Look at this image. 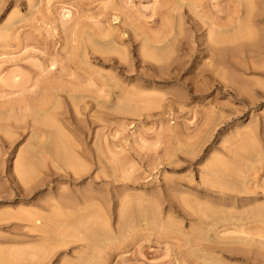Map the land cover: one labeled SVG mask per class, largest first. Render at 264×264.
<instances>
[{
  "label": "rangeland",
  "instance_id": "374dc122",
  "mask_svg": "<svg viewBox=\"0 0 264 264\" xmlns=\"http://www.w3.org/2000/svg\"><path fill=\"white\" fill-rule=\"evenodd\" d=\"M201 1L232 30L216 40L186 0H0L1 109L53 104L37 134L0 115V264H75L92 224L131 240L110 264H264L247 219L264 207V0ZM168 11L181 31L144 47Z\"/></svg>",
  "mask_w": 264,
  "mask_h": 264
},
{
  "label": "bare ground",
  "instance_id": "6f19581e",
  "mask_svg": "<svg viewBox=\"0 0 264 264\" xmlns=\"http://www.w3.org/2000/svg\"><path fill=\"white\" fill-rule=\"evenodd\" d=\"M183 2V0H175V4H176V9H179V8H181V6H183L184 5V3H182ZM248 2H250L249 0H248ZM249 4H251V8H254L255 7V2L252 0L251 1V3H248V5ZM186 6H187V8H189V10L190 11H192L193 13H194V15H197V13L194 11L196 8H201V11L203 12L202 14H199L198 16H199V19H201V21H202V24L203 25H206L207 26V31L212 35V36H214L215 37V39L217 40V39H219L220 38V36H218L219 35V33H226V32H230L232 29V27H231V25L232 24H229V23H226V22H224V21H221L220 19H215V18H210V17H208V16H206V14H208L209 13V10L208 9H206V7H205V5H203V3H202V1L201 0H186ZM250 8V9H251ZM206 9V10H205ZM246 9V8H245ZM244 9V10H245ZM244 12V11H243ZM250 12V11H249ZM188 15V14H187ZM239 15V14H238ZM238 15H236V16H238ZM240 16V15H239ZM243 16V15H242ZM169 17H170V14H169V11L167 12V16H165L164 17V19H165V21H164V24L159 28V30H157V31H155V32H152V33H145L144 34V40H143V43H142V45L144 46V47H146V48H148L152 43L153 44H160V43H163V42H165V41H170L169 40V38H171V37H169V36H171V35H173V32H180L181 31V18L179 17V21H177L178 22V27H177V29H175L174 27V23H173V25L171 24V22H170V19H169ZM244 17V16H243ZM247 18H250V15L248 16V17H246V19ZM240 17H238L237 19H236V22H238L237 24H239L240 23ZM237 20H239V21H237ZM190 21V20H189ZM201 21L199 22V23H201ZM244 21V20H243ZM243 21H242V23H241V25L243 24ZM192 22H193V24H192V27H193V29L195 30V31H201V28H203V25H199L198 23H196V21H195V19H192ZM236 22H235V26H237L236 25ZM175 25H176V23H175ZM247 25V24H246ZM174 26V27H173ZM240 26V25H239ZM191 27V26H190ZM231 27V28H230ZM238 27V26H237ZM251 27V26H250ZM243 28V27H242ZM246 28V27H245ZM231 29V30H230ZM236 29V28H235ZM239 30H240V27L238 28ZM249 29V28H248ZM247 29V30H248ZM233 30H234V28H233ZM113 31V30H112ZM243 31V30H242ZM246 31V30H245ZM237 32V31H236ZM253 32V31H252ZM194 33V32H193ZM242 33V32H241ZM233 34H234V32H233ZM238 34V33H237ZM174 35H176V33H174ZM195 35V34H194ZM241 35V34H240ZM253 35V34H252ZM200 36V35H199ZM218 36V37H217ZM110 37H111V35H110ZM121 37V35L120 36H118L117 35V38L116 39H121L120 38ZM173 37V36H172ZM235 37V36H234ZM248 37H250L249 35H248ZM255 37V36H254ZM240 37H237V39H239ZM253 38V37H252ZM110 39V38H109ZM113 39H115L114 38V36H112V40ZM172 39V38H171ZM175 39V38H174ZM237 39H236V41H237ZM212 40V39H211ZM250 40V39H249ZM108 41H110V40H108ZM174 41V40H173ZM219 41V40H218ZM217 42V41H216ZM110 43H111V41H110ZM218 43H220V42H218ZM222 43V42H221ZM107 44H108V42H107ZM165 43H163L162 44V46L164 45ZM203 44V43H202ZM228 44V43H227ZM155 46V45H154ZM161 45H160V47H159V45H157V48L159 47V49L162 47ZM216 46L217 45H215V44H211V49L210 50H212V51H216V50H219L218 48H216ZM220 46V45H219ZM151 47H153V45L151 46ZM150 47V48H151ZM195 47H197L196 45H195ZM156 48V46L155 47H153V49H157ZM182 49V48H181ZM188 49H189V47H188ZM205 49H207L206 47H205ZM194 50H195V48H194ZM199 50V49H198ZM160 51V50H159ZM182 52V51H181ZM223 52V51H222ZM161 57V56H160ZM190 57H191V55H190ZM190 61V60H189ZM190 66V65H189ZM181 67H183V66H180V67H176L177 68V70L178 69H180ZM187 68V67H186ZM172 69V68H171ZM184 71V70H183ZM202 71V70H201ZM182 72V71H181ZM185 72V71H184ZM182 75V74H181ZM197 75V74H196ZM200 75V74H199ZM178 76V75H177ZM202 76H203V74H202ZM171 77V76H170ZM176 77V76H175ZM174 77V78H175ZM179 77V76H178ZM177 77V78H178ZM10 80L15 84V83H17L18 82V79H19V76H18V74H12V75H10ZM165 80H167V79H165ZM199 80V79H198ZM195 81H197V80H195ZM0 82L1 83H6V80L4 79V78H2V77H0ZM52 98H53V96H52V94L50 95ZM73 97V96H72ZM76 97H79V96H76ZM128 97V96H127ZM129 98V97H128ZM134 98V97H133ZM139 98V97H138ZM45 99H46V96H43L42 98H40V99H38V100H34V99H30V98H28V97H25V98H20L19 100H14V101H12V102H10V103H8L6 106H4V109L2 110L1 109V107H0V115H3L4 117L6 116V117H9V116H11V118H13L14 120H16V119H19V120H23L24 118H26V117H31V122H25L24 124L25 125H27L28 127H31V130H32V134H37V131H38V128L37 127H35V124H40V123H42L43 121L42 120H45V119H43L45 116L47 117V115H49L48 114V108L49 107H51V106H53V104H51L50 103V105L51 106H49L48 105V107L47 108H45L46 107V102H45ZM52 101H54V100H52ZM99 101V100H98ZM50 102H51V100H50ZM106 102V101H105ZM104 101H103V103H105ZM135 102H136V100H135ZM57 104V103H56ZM50 110V109H49ZM21 118V119H20ZM29 119V118H28ZM51 119V118H50ZM46 121V120H45ZM39 132V131H38ZM39 133H41V132H39ZM30 136H32V135H30ZM36 137V136H35ZM35 137H33V138H35ZM36 139V138H35ZM31 140V139H30ZM9 141V140H8ZM31 141H33V139L31 140ZM44 142V141H43ZM52 142H53V139H52V137L50 136V134H48V133H46V141L44 142V143H42V145L43 146H47V145H51L52 144ZM33 145V144H32ZM57 148V147H56ZM32 150V149H31ZM24 152V151H23ZM55 156L57 157V158H59V159H61V160H63V161H65V162H70V158H69V155L67 154V152L65 151V150H59L58 148L57 149H55ZM25 154V153H24ZM23 155V154H22ZM19 161H20V159H19ZM76 161V160H75ZM21 162V161H20ZM24 162V161H23ZM22 163V162H21ZM25 164V163H24ZM24 164H22V165H24ZM20 166H21V164H20ZM38 166V165H37ZM24 167V166H23ZM236 171V170H235ZM241 171V170H240ZM239 171V172H240ZM24 174V173H23ZM29 174V173H28ZM232 184V183H231ZM235 186V185H234ZM236 189V188H235ZM239 189V188H238ZM244 189V188H243ZM241 190V189H240ZM247 192H248V190H247ZM222 196H225V194H222ZM229 196V195H228ZM229 197H232V196H229ZM228 197V198H229ZM247 199H249V200H253L254 198H252V197H248ZM51 208V207H50ZM127 211H128V209H127ZM127 211H124L125 213L127 212ZM141 211H143V210H141ZM148 211V210H147ZM248 211V210H247ZM246 211V212H247ZM129 212H130V210H129ZM150 212V211H149ZM153 212V211H152ZM219 212V211H218ZM238 213V212H237ZM244 213V212H243ZM142 214V213H141ZM150 214V213H149ZM153 214V213H152ZM230 214V213H229ZM219 215V214H218ZM234 215H236V214H234ZM241 215V214H240ZM56 216V215H55ZM128 216V215H127ZM129 216H131V215H129ZM228 216V215H227ZM54 217V216H53ZM222 217H223V215H222ZM230 217V216H229ZM23 218H25V217H23V216H21V219H23ZM39 218H40V216H39ZM77 218L78 217H76V220H77ZM82 218V217H81ZM123 218V217H122ZM128 218V217H127ZM239 220L238 221H240L239 223H242L243 224V222H241L242 221V217H240L239 216ZM65 219V218H64ZM63 219V220H64ZM93 219V218H92ZM96 219V218H95ZM124 219V218H123ZM217 219H218V217H217ZM222 219L224 220V218H221V221H222ZM247 219H250V220H253V221H259L260 219L261 220H263L264 219V207H255V209H253V210H251L250 212H249V215H248V217H247ZM36 220H37V218H36ZM42 220V219H41ZM47 220V219H46ZM81 220V219H80ZM126 220V219H125ZM128 220H130L129 218H128ZM245 220V219H244ZM45 221V220H44ZM68 221V220H67ZM66 221V222H67ZM94 221V220H93ZM220 221V222H221ZM227 222H229V220H226ZM230 221H232V220H230ZM236 221V220H235ZM235 221H233V222H235ZM247 221V220H246ZM35 222V221H34ZM40 222V221H39ZM52 222V221H51ZM85 222V221H84ZM106 222V221H105ZM128 222V221H127ZM130 222V221H129ZM128 222V223H129ZM219 222V221H218ZM219 222V223H220ZM225 222V221H224ZM223 221H222V223H224ZM226 222V223H227ZM77 223V222H76ZM81 223V222H80ZM125 223V222H124ZM127 223V224H128ZM214 223V222H213ZM219 223H218V226H219ZM221 223V226L223 225ZM235 223H237V222H235ZM67 224V223H66ZM212 224V223H211ZM214 224H216V221H215V223ZM233 223H231L230 225H232ZM242 224H240V225H238V226H236V224H235V227H237L236 228V231L237 232H239V233H242V234H244V233H246L245 232V230L244 229H246V230H248L247 228H245L244 227V229H243V227H242ZM256 224V223H255ZM83 225V224H82ZM93 225V227H89L88 229H87V232H84V235L81 237V238H78V241H80L81 242V244L83 245V247H85V252H83V254H82V256L81 257H79V259L77 260V262L75 263V264H110V262L113 260V258H115L117 255H119V256H122V255H124V253H127L128 251H129V247L131 246V240H130V242L127 240V238L126 237H123V236H121V235H117V234H115V233H112V232H109V230L107 231V230H105L104 228H94V224H92ZM108 225V224H107ZM110 225V224H109ZM213 225V224H212ZM243 225H245V224H243ZM253 225V224H252ZM69 226V225H68ZM127 226V225H126ZM125 226V227H126ZM214 226V225H213ZM217 226V225H216ZM215 226V227H216ZM249 226H250V224H249ZM259 226V225H258ZM66 227V226H65ZM107 227V226H106ZM124 227V228H125ZM215 227H213L212 229H210L211 231L212 230H214L215 229ZM228 227V226H227ZM247 227H248V225H247ZM71 228V227H70ZM110 228V227H109ZM123 228V229H124ZM232 228V227H231ZM233 228H234V226H233ZM263 228V227H262ZM227 229V228H226ZM230 229V228H229ZM250 229V228H249ZM118 230H119V227H118ZM121 230V229H120ZM62 231V230H61ZM86 231V230H85ZM230 231H232L231 229H230ZM235 230L233 231V232H236ZM64 232V231H63ZM67 232V231H66ZM117 232V231H116ZM225 232H227V231H225ZM250 232V231H249ZM213 233H215L214 231H213ZM197 234V233H196ZM248 234H251V233H248ZM258 234V233H257ZM126 236V235H125ZM200 236V235H199ZM198 235H197V237H199ZM249 236V235H248ZM203 237V236H202ZM208 237V236H207ZM213 237H216V236H213ZM200 238V237H199ZM205 238V237H204ZM216 239V238H215ZM238 240V239H237ZM240 240H242V239H240ZM240 240H238V241H240ZM218 241L220 242V240L218 239ZM249 241V240H248ZM64 242V241H63ZM213 242H215V241H213ZM247 242V241H246ZM250 242H251V240H250ZM68 243V242H67ZM75 243V242H74ZM227 243V242H226ZM230 243V242H229ZM228 243V244H229ZM60 244V243H59ZM76 244H77V242H76ZM244 245H245V243H244ZM61 246V245H60ZM70 246H73V244L71 245L70 244ZM75 246V245H74ZM66 247V246H65ZM66 248H68V245H67V247ZM65 249V248H64ZM77 249V248H76ZM51 250V249H50ZM58 250H59V248H58ZM217 250V249H216ZM61 251V250H60ZM68 251V250H67ZM215 251V250H214ZM222 251V250H221ZM11 252V251H10ZM194 252V251H193ZM242 252V251H241ZM3 253V252H2ZM54 253V252H53ZM221 253V252H220ZM232 253V252H231ZM49 254V253H48ZM77 254V253H76ZM79 254H80V252H79ZM79 254H77L78 256H79ZM193 254H195V253H193ZM221 255H222V253H221ZM225 255V254H224ZM227 255V254H226ZM21 256L22 255H20V254H16V259H19V258H21ZM192 256V255H191ZM197 256V255H196ZM237 256V255H236ZM239 256H241V255H239ZM238 256V257H239ZM1 257V256H0ZM4 257V256H3ZM251 257H253V256H251ZM212 258V257H211ZM210 258V260L212 261H214V258L213 259H211ZM218 258V257H217ZM258 258V257H257ZM204 260H206V258H203ZM203 259H202V261H203ZM220 259V258H219ZM256 259V258H255ZM126 259H124V258H122L121 259V261H125ZM215 260H216V257H215ZM254 259H252V258H250V256L249 257H245V259H244V261L247 263V264H253L252 263V261H253ZM76 261V260H75ZM120 261V262H121ZM217 261H219V260H217ZM217 261H215V263L214 264H218V262ZM258 261H261V260H258ZM2 263H3V261H1ZM4 262H5V264H14L13 263V260L12 259H9V258H5L4 259ZM17 262V261H16ZM16 262H15V264H16ZM217 262V263H216ZM222 262V261H221ZM212 263V262H211ZM67 264V263H66ZM70 264V263H69ZM206 264V263H205ZM220 264V263H219ZM227 264V263H226ZM259 264V263H258ZM263 264V263H262Z\"/></svg>",
  "mask_w": 264,
  "mask_h": 264
}]
</instances>
